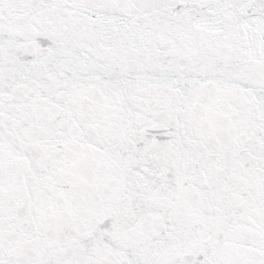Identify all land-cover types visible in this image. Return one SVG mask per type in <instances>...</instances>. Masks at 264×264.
I'll return each instance as SVG.
<instances>
[{"label": "snow or ice", "instance_id": "obj_1", "mask_svg": "<svg viewBox=\"0 0 264 264\" xmlns=\"http://www.w3.org/2000/svg\"><path fill=\"white\" fill-rule=\"evenodd\" d=\"M0 264H264V0H0Z\"/></svg>", "mask_w": 264, "mask_h": 264}]
</instances>
